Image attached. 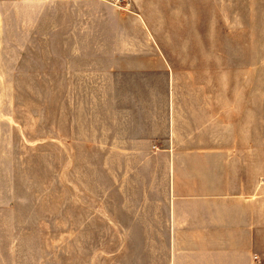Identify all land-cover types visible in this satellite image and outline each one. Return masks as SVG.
Returning <instances> with one entry per match:
<instances>
[{
	"label": "crops",
	"instance_id": "obj_1",
	"mask_svg": "<svg viewBox=\"0 0 264 264\" xmlns=\"http://www.w3.org/2000/svg\"><path fill=\"white\" fill-rule=\"evenodd\" d=\"M197 8L0 0V70L46 72V86L72 88L63 117L121 200L111 206L125 222H110L109 264H264L263 196L247 189L239 121L215 115L212 98L186 110L159 41L161 32L195 37Z\"/></svg>",
	"mask_w": 264,
	"mask_h": 264
},
{
	"label": "rangeland",
	"instance_id": "obj_2",
	"mask_svg": "<svg viewBox=\"0 0 264 264\" xmlns=\"http://www.w3.org/2000/svg\"><path fill=\"white\" fill-rule=\"evenodd\" d=\"M192 19L195 37L159 40L176 93L186 110L212 98L215 115L239 121L247 189L262 192L264 217V0H198ZM45 74L0 70V264H109L121 200L63 117L72 88L46 86Z\"/></svg>",
	"mask_w": 264,
	"mask_h": 264
},
{
	"label": "built area",
	"instance_id": "obj_3",
	"mask_svg": "<svg viewBox=\"0 0 264 264\" xmlns=\"http://www.w3.org/2000/svg\"><path fill=\"white\" fill-rule=\"evenodd\" d=\"M129 1L130 0H110V3L119 9H126Z\"/></svg>",
	"mask_w": 264,
	"mask_h": 264
}]
</instances>
